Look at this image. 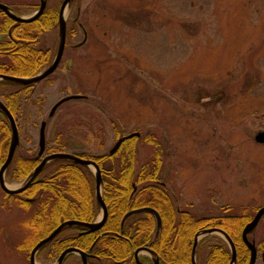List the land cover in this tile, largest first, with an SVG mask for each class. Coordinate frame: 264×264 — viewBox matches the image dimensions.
Instances as JSON below:
<instances>
[{"label": "rangeland", "instance_id": "rangeland-1", "mask_svg": "<svg viewBox=\"0 0 264 264\" xmlns=\"http://www.w3.org/2000/svg\"><path fill=\"white\" fill-rule=\"evenodd\" d=\"M0 2L25 17L39 6V0ZM61 2L46 6L59 9ZM64 17L69 36L56 70L29 86L0 85V99L6 103L10 95L16 109L15 157L37 154L45 120L44 154L100 155L139 132L135 166L159 151L158 182L178 209L211 217L252 214L264 205V144L254 141L264 131V0H72ZM57 22L36 40L52 59ZM83 28L86 41L78 45ZM73 94L85 97L48 117ZM8 172V187L23 183ZM32 213L0 188V264H30ZM214 235L199 239L203 259ZM249 238L264 246V218ZM35 261L55 264V248L39 251ZM79 262L71 254L65 264ZM255 264H263L259 254Z\"/></svg>", "mask_w": 264, "mask_h": 264}, {"label": "trees", "instance_id": "trees-1", "mask_svg": "<svg viewBox=\"0 0 264 264\" xmlns=\"http://www.w3.org/2000/svg\"><path fill=\"white\" fill-rule=\"evenodd\" d=\"M58 10L46 6L44 12L29 23L15 22L0 10V74L32 76L50 63L52 53L48 58L47 52L36 47V40L38 32L55 27ZM2 84L20 85L0 80ZM9 99L10 95L4 104L15 117L16 109ZM9 139V123L0 111V165L5 160ZM140 139L148 141V137ZM134 140L135 137L122 142L113 155L85 156L96 161L101 170L102 197L107 207V217L101 228L80 235L77 230L82 227L65 228L63 232L73 230L74 235H63L61 240L53 238L39 251L53 247L58 253L70 245L90 252L95 258L93 261L98 264H136L133 252L145 246L158 255L161 264H192L191 249L195 233L217 227L230 236L235 246V264H247L249 250L241 233L251 214L199 217L178 209L165 185L158 182L162 164L159 151L153 152L137 168ZM63 142L64 138L55 144L61 145ZM108 160L111 162L109 166L105 165ZM39 161L37 154L14 156L7 171L11 170L8 173L15 179H24ZM48 169L51 170L46 174ZM44 173L46 175L40 178ZM6 195L17 200L22 207L31 206L33 209L27 220L32 232L30 250L61 222L68 219L93 222L100 213L95 198L93 172L86 166L65 159L50 161L24 191ZM143 206L154 208L161 217L157 236H154L155 216L149 211L130 216L123 228L120 227L127 211ZM213 237L215 242L209 245L207 264H228L231 254L227 243L218 235Z\"/></svg>", "mask_w": 264, "mask_h": 264}, {"label": "water", "instance_id": "water-1", "mask_svg": "<svg viewBox=\"0 0 264 264\" xmlns=\"http://www.w3.org/2000/svg\"><path fill=\"white\" fill-rule=\"evenodd\" d=\"M71 1L72 0H62L61 5L59 7L58 22H57V28H58L57 47H56L55 55H54L51 63L46 68H44L42 71H40L39 73H37L34 76L20 77V76L0 74V80L11 81V82L19 83L22 85H28V84L36 83V82L43 80L44 78L48 77L50 74H52L56 70L58 64L60 63V60L62 58L64 49H65L66 26L67 25H66V19L64 17V13L66 11L67 6L69 5V3ZM45 8H46V0H39L38 9L32 15L25 17V16H20V15L16 14L14 11H12V9H10L9 6L0 2V10L3 11L4 14L6 16H8L10 19H12L13 21L18 22V23H21V22L29 23V22L36 20L44 12ZM83 33L85 35L84 39L81 42H79L78 45H81L86 41L87 32H86V30H84V28H83ZM84 97L85 96H83V95L73 94V95H68V96L61 98L51 107V109L48 113V117H52L54 115L56 109L62 103L66 102L68 100H71V99H79V98H84ZM0 111L5 115L8 123H9V127H10V139H9L6 157H5L4 162L0 166V188L3 190L4 193L9 194V195L21 193L30 185L32 180L46 166V164L52 160H55V159H65V160L72 161L76 164L86 166V167L90 168L94 174L95 198H96V202H97V204L100 208V211H101L100 217L93 222H85V221H80V220H76V219H68V220L61 222L53 231H51L46 237L40 239L32 247L30 254H29V263L30 264H37L35 261V257H36L37 252L44 245L49 243L64 228H70L73 226H76V227L78 226V227L86 228L85 232H94V231L101 228V226L103 225V223L105 222L106 217H107V207H106V204H105L103 197H102L101 170H100V167L98 166V164L96 163V161H94L93 159L84 158L80 155L73 154L70 152L58 151V152H52L49 154H44L45 153V128H46V120H45V121H42L40 123V128H39L37 156L40 158V162L27 175V177L24 179L22 184H20L19 186L15 187V188L8 187L6 182H5V172H6L7 168L9 167V165L13 159L15 149H16L17 145L19 144V134H18V128H17V124H16L14 116L12 115V113L9 111V109L6 107V105L1 100H0ZM138 136H140L139 132H132V133H129L127 135H123V136L119 137L116 140V142L114 143V145L108 150L107 154L113 155L119 149L122 142H124L127 139H130L133 137H138ZM254 141L256 143H259V144H264V131L263 130L257 131L255 133ZM144 211H149V212L154 214L155 220H156L155 229H154V236H157L159 233L160 227H161V217H160L159 213L154 208L148 207V206H143V207H139V208H135V209L127 211L121 219V223H120L121 229L123 228L124 222L127 218H129L130 216H132L134 214L144 212ZM263 217H264V205L257 208L253 217L244 225V227L242 229V233H241L242 240H243L244 244L246 245V247L249 249V253H250V258H249L248 264H255L256 258H257L256 244H255L254 240L248 238V235L254 231V229L256 228V226L258 225V223L260 222V220ZM208 234H218L222 238L225 239V241L227 242L228 246L230 247V251H231V259H230L229 264H234L235 258H236L234 244H233L231 238L227 235V233L221 229H218V228L202 229V230H199L195 234L193 249H192V263L196 264L194 257H195V251H196L198 239H200L201 237L208 235ZM141 251H145L149 255H155L151 249H149L147 247H139L134 252L136 264H142L140 259H139V256H138L139 252H141ZM71 252L79 255V257L82 260V264H87L86 252H84L83 250L76 248V247H70V248H67L64 251H62L60 253V255L58 256L55 264H62L65 256ZM261 256H262V261L264 263V249L261 253ZM153 263L159 264L157 257H154Z\"/></svg>", "mask_w": 264, "mask_h": 264}, {"label": "flooded vegetation", "instance_id": "flooded-vegetation-1", "mask_svg": "<svg viewBox=\"0 0 264 264\" xmlns=\"http://www.w3.org/2000/svg\"><path fill=\"white\" fill-rule=\"evenodd\" d=\"M75 22V21H74ZM78 24V26L79 27H81V25H80V23H77ZM66 34H67V26H66ZM102 176V175H101ZM257 210V209H256ZM256 210L251 214V217H250V219L253 217V215L255 214V212H256ZM184 211H186L185 209H184ZM141 213V212H140ZM138 214V213H137ZM135 215V214H134ZM230 215H235V214H230ZM216 216H219V215H216ZM264 218V217H263ZM249 219V220H250ZM248 220V221H249ZM247 221V222H248ZM211 228H217V227H211ZM65 229V228H64ZM218 229H220V228H218ZM243 229V228H242ZM222 230V229H221ZM85 231H86V228H83V229H80V230H77V234L78 235H80V234H82V233H85ZM62 232H63V230H62ZM71 233L69 234V235H64V236H73L74 235V232L75 231H70ZM198 232V231H197ZM196 232V233H197ZM225 232V231H224ZM61 232H59L54 238H56V237H58L60 240H61V238H63L62 236H63V233L62 234H60ZM195 233V234H196ZM251 234V233H250ZM249 234V235H250ZM208 235H210V234H208ZM212 235H214V234H212ZM228 235V234H227ZM249 235H248V238H249ZM195 236V235H194ZM205 236H207V235H205ZM229 236V235H228ZM204 237V236H203ZM220 237V236H219ZM230 237V236H229ZM221 239H223L224 241H225V239L224 238H222V237H220ZM202 239V238H201ZM200 239V240H201ZM250 239V238H249ZM200 240L198 239V242H197V247H196V251H195V262H196V264H203L204 262H203V260L205 261V264H207V255H206V257H204V259H203V257H202V255H201V251L199 252V248H200V245H199V243H200ZM252 240H254V239H252ZM215 242V241H214ZM214 242H212V244L214 243ZM226 242V241H225ZM254 242H255V240H254ZM193 243H194V239H193ZM227 243V242H226ZM255 244H256V247H257V258H256V260L258 259V254L260 255V259H261V261H262V256H261V253H262V251H263V249H264V246L261 248V245L259 246L256 242H255ZM211 245V244H210ZM228 245V244H227ZM259 246V248L260 249H258V246ZM93 246V245H92ZM92 246H91V248H92ZM70 247H75V246H66L65 248H63L62 250H60L58 253H57V258H58V256L60 255V253L62 252V251H64L65 249H67V248H70ZM143 247H145V246H143ZM229 247V246H228ZM235 247V246H234ZM77 248V247H76ZM147 248H149V247H147ZM80 249V248H79ZM137 249V248H136ZM135 249V250H136ZM149 249H151V248H149ZM192 249H193V245H192ZM192 249H191V263H192ZM210 249V247H208V250ZM248 249V248H247ZM82 250V249H81ZM135 250H134V252H135ZM152 250V249H151ZM229 250H230V247H229ZM249 250V249H248ZM84 252H86V254H87V264H98V263H96V262H94L93 261V259H95L94 258V256L90 253V252H88V251H85V250H83ZM153 251V250H152ZM134 252H133V257H134ZM142 252V251H141ZM141 252H139V254H138V256H139V259H140V261H141V263L142 264H154L153 263V259H154V257H157L158 258V261H159V264H161L160 263V260H159V257H158V255L154 252V254L155 255H147V256H140L141 255ZM71 254H75V253H73V252H71V253H69V254H67L66 256H65V258L63 259V262H62V264H65V262L67 261V259L69 258V256L71 255ZM207 254H208V252H207ZM230 254H231V251H230ZM235 254H236V249H235ZM201 257H202V259H201ZM80 258V257H79ZM249 258H250V253H249V255H248V262H249ZM134 259H135V257H134ZM230 259H231V256H230ZM146 261H149V263H147ZM229 262H230V260H229ZM229 262H228V264H229ZM135 263H136V261H135ZM235 263H236V258H235ZM234 263V264H235ZM256 263V262H255ZM262 263H263V261H262ZM79 264H82V260H81V258H80V262H79ZM193 264V263H192ZM248 264V263H247ZM264 264V263H263Z\"/></svg>", "mask_w": 264, "mask_h": 264}]
</instances>
